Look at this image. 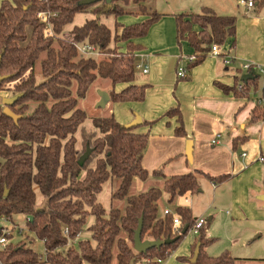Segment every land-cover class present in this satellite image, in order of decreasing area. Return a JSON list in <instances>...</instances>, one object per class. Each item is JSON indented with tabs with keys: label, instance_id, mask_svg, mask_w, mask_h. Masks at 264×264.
<instances>
[{
	"label": "trees",
	"instance_id": "trees-1",
	"mask_svg": "<svg viewBox=\"0 0 264 264\" xmlns=\"http://www.w3.org/2000/svg\"><path fill=\"white\" fill-rule=\"evenodd\" d=\"M83 0H2L0 2V67L2 76H11L0 84V218L13 219L25 215L26 225L38 240L45 244L46 258L41 259L27 244H9L0 253L4 264H139L143 259L166 261L178 248L180 241L195 224L192 211L178 206L175 213L181 226L174 229V217L161 216L160 202L166 193L167 202L174 204L178 198L201 191L199 177L202 172L166 177L161 170L153 177L164 180L163 187H152L146 192L131 195L136 180L145 182L150 175L142 165L149 142V134H138L136 128L128 129L114 116L94 117L93 127L83 129L82 149L78 147L77 133L87 120V113L79 107L98 79L110 81L113 88L126 85L121 93H110L112 102H141L145 99L147 86H138L136 81L135 51L139 45L133 39L147 36L150 28L162 14L125 13L121 3L130 0L105 1L85 6ZM145 2V0H135ZM256 4V3H255ZM264 0L258 3V9ZM49 15L43 23L38 13ZM259 11L257 10V13ZM92 13L95 18L86 20L66 32L78 14ZM124 15L147 16L144 24L124 27L116 24L115 31L102 23L103 17ZM177 39L188 42L197 55L196 62L188 70L202 63L213 45L222 46L231 37H236L237 18L220 16L212 9L203 8L200 13L178 14ZM194 26H199L196 32ZM123 28L121 34L117 31ZM50 29L52 34L49 35ZM90 43L98 47L104 59L83 57L75 44ZM127 42V53H118L116 44ZM57 46V47H56ZM40 68L41 81L36 69ZM30 76L25 80V76ZM187 78V77H186ZM245 82L243 90H231L245 96L258 89V80ZM17 83L11 97L18 100L10 109L22 118L16 123L4 114L3 99L9 96L7 84ZM75 87V89H74ZM227 90V88L225 89ZM264 98V91H263ZM178 116L180 126L177 136H186L181 111L172 109L167 116ZM264 117L260 109L254 119ZM152 125L153 123H143ZM90 148L92 153L84 166L79 160ZM118 182L113 194L115 200H127L124 210L112 208L107 211L99 202V195L108 182ZM8 194L5 195V192ZM44 198L43 207L38 205V194ZM33 217V220H31ZM89 238L78 239L88 225ZM143 219L142 240L166 241L173 244L153 248L146 254L134 250V235ZM68 227L69 238L77 240L69 244L63 236ZM185 227H189L182 235ZM208 224L197 236L193 245L200 252L191 264H237L248 261L225 253L211 257L207 248L215 238L207 235ZM117 252L115 253V251ZM194 251V255H195ZM193 257L190 259H193ZM264 264V259L259 260ZM154 264H159L155 262Z\"/></svg>",
	"mask_w": 264,
	"mask_h": 264
},
{
	"label": "crops",
	"instance_id": "crops-1",
	"mask_svg": "<svg viewBox=\"0 0 264 264\" xmlns=\"http://www.w3.org/2000/svg\"><path fill=\"white\" fill-rule=\"evenodd\" d=\"M202 3L203 0L198 1V7L191 8V12L183 11L186 9L183 8L182 12L172 13L170 23H165L167 19L162 16L150 28L147 36L131 40L140 46L134 53L136 66L149 67L147 74L142 72V68H136L135 84L147 86L145 99L141 102H112L110 99L100 115L106 118L114 116L122 125H129L137 116L142 119V125L135 131L149 134L142 160L149 175L161 170L166 177L192 172H202L214 179L229 177L212 180L201 175V191L188 194L182 198L184 204L180 203L181 207L191 209L195 220L209 217V237H212L211 222L216 218L212 211L218 206H229L236 217L231 221L233 235H237L235 240L249 241L257 234L255 240L263 239L264 201L261 197L264 195V162L261 159L264 158V117L254 119V116L260 109L264 112V98L262 91L251 90L241 96L228 89L239 84L243 64L264 66V10L245 14L239 21L236 17V37L229 38L221 46L224 53L234 58L231 65H226L222 57L207 55L202 63L188 71L187 78H179V67L186 65L188 68L190 65L187 60H181L182 57L195 55V50L186 41L178 42L175 16L197 13L194 10L202 11L203 8L225 16L221 14L225 12L219 14ZM135 18H138L133 22L136 25L144 24L148 19L143 15ZM194 30L199 32L200 27L194 26ZM120 51L127 52V42H122ZM105 82L108 88L101 91L109 95L113 90L121 93L126 87L120 84L113 88L110 81H102ZM176 108L181 111L186 132L184 137L176 135V129L180 126L178 116H167L170 110ZM189 141L193 143L192 159L186 155ZM158 180L157 187H163L164 180ZM141 182H135L138 193L147 191L142 188ZM244 223L249 227H244ZM261 255L264 254L251 257L262 260L264 256ZM171 260L168 264L172 263Z\"/></svg>",
	"mask_w": 264,
	"mask_h": 264
},
{
	"label": "rangeland",
	"instance_id": "rangeland-1",
	"mask_svg": "<svg viewBox=\"0 0 264 264\" xmlns=\"http://www.w3.org/2000/svg\"><path fill=\"white\" fill-rule=\"evenodd\" d=\"M1 1L2 0H0V2ZM198 1L200 0H145V2L136 3L135 0H130V3L128 5L121 3V6L123 8L122 10L126 14L127 13L129 14L132 12L139 13V14H149L153 11H156L162 14L164 19H167L165 23H170L168 21H170V19L173 18V16H171L172 13L182 12L183 8H186L183 11L191 12V8L198 7ZM240 1L241 0H203L204 3L202 4L203 6L214 8L217 13L225 12V13H221L225 16L237 17L238 21H239V18L244 17L245 14H248V15L254 14V13H257V10L259 11L258 13H260L262 10H264V4L261 7V9H258L257 4L261 3V0H253L256 4H255V7L251 9L250 11H246L243 7L239 6ZM194 11L197 13L201 12L200 9H197ZM94 18L95 16L92 13L78 14L74 22L66 27V32L71 31L75 26L83 25L86 22V20H90ZM137 20L138 18H135V16L133 15L132 16L124 15V17L118 18V19L115 16H110V17H103L102 23H105L106 25H108L114 32L116 24L127 27L132 24L134 25L135 23L133 22ZM146 21H144V23ZM138 24H143V23L141 22ZM120 30L123 31V28H119V30L117 31L119 34H121ZM152 39L154 38L152 37ZM232 43L233 42L231 41V44ZM121 46H122V42L121 44L120 43L116 44V47L119 48L120 50H121ZM118 53H122V51L121 52L118 51ZM101 59H104V57H101L100 60ZM35 73L37 76V80L41 81L42 78L40 75L41 71L39 67H37ZM29 76L30 74H27L24 79L26 80ZM103 80L104 79H98V81H96L92 85V87L89 89L86 97L84 99H79V107L82 110H84L88 116L82 128L77 133V139H78V144H79L78 147L80 149H82L81 141L83 137V129L87 131L92 129L93 127L92 119L94 117H101L100 111L105 110V109H99L96 107L98 103L97 101L101 100L99 96V92H101L102 89L108 88L107 82L102 83ZM16 84L17 83H11V84L6 85V88H7L6 92H10L7 98H12L11 97L12 90ZM263 85H264V77L261 76L260 79L258 80L257 91L258 92L262 91V94L264 91V89H262ZM158 185H159V180L158 178H154L153 173H152L149 179L142 183V188H144V190L145 189L149 190L150 188L157 187ZM117 187H118L117 181L108 182L104 185L103 191L99 195V202L105 207L107 211L111 210L112 208H119L121 210H124L127 205V200L121 201V200L113 199V194L117 190ZM137 190H138V187H136V183H135L134 189L132 190L131 195H137L138 194ZM37 194H38V203H39L38 205H41L38 208H41L43 207L42 203L44 201V198L39 191L37 192ZM182 198H178L174 204H169L167 202L168 195L165 193L160 202L159 212L161 216H163L165 209H170L171 211L174 212L176 207L181 206L180 203L184 204L185 201ZM212 213L216 215V218L215 220L211 222V235H212V238H215L216 240L214 243H212L207 248L208 255L216 258V257L222 256L225 253H230L231 255L234 256V258L239 257V258L248 260V261H238L237 264H261L259 261L260 259H253V257L251 256H254V254H257V255L264 254V238L263 239L259 238L255 240V238L258 236L257 234V235H254L251 239H249V241L245 239L240 240V238L237 241L235 240L237 239L235 237L237 235H233V230L231 229L232 228L231 221L236 219L233 213V209L230 208L229 206H218L216 210L212 211ZM25 218L26 216L21 215V214L14 216L13 221H12L13 224L23 228L25 230V233L24 235H19L16 231L12 236L13 239L11 236H8L9 240L11 241L10 244H18L20 242H24L27 244V247L34 249V251L40 255V258L42 256L43 258L41 259L43 260L45 259V256H46L45 244L41 240H38L33 233L28 231L29 229L27 228ZM204 218L208 220V224H209L210 223L209 217L206 216ZM93 222H94V219L90 218L88 221L87 227L84 229V231L81 234L80 239L82 238L86 239L90 237L91 234L87 231V228ZM228 223H230V225H228ZM236 225L238 226V224ZM0 226L2 227L6 226L10 228L12 226V223L0 221ZM244 227L247 228L249 227V225L247 223H244ZM239 231H240V228H239ZM75 241L77 242V240ZM196 241H197V237L193 234V232L190 231L180 241V243L178 244V248L171 254V256L163 264H165L166 262L168 264V262L171 259H173L171 260L172 262L171 264H191L193 262V259H190V257L192 258L194 255L195 250L193 248V245L195 244ZM14 242H17V243H14ZM256 249L258 250L254 252ZM116 252L117 250L115 251V253ZM176 253H179V254L175 256ZM261 256L263 257L264 255H261Z\"/></svg>",
	"mask_w": 264,
	"mask_h": 264
},
{
	"label": "built area",
	"instance_id": "built-area-1",
	"mask_svg": "<svg viewBox=\"0 0 264 264\" xmlns=\"http://www.w3.org/2000/svg\"><path fill=\"white\" fill-rule=\"evenodd\" d=\"M239 6L243 7L246 11H250L251 9H253L255 7V2L253 0H241L239 2ZM38 18L43 22L46 23L48 22V18L49 15L45 12H40L38 13ZM52 34V31L50 29L49 35ZM75 47L77 48L79 54L83 57H91V58H95L97 60H100L101 57H104L103 53L101 52V50L90 44V43H76ZM121 52V51H120ZM209 56H213V57H222L225 64L226 65H231L234 62V58L229 54V53H224L223 52V48L219 45H213L211 51L208 53ZM187 60L188 64H192L194 62H196L197 60V55H193L190 57H182L181 60ZM136 68L138 69H143L142 72L144 74H147L149 72V67H143V65L139 64L136 66ZM188 68L186 65H182L179 67L178 69V77L179 78H186L187 74H188ZM240 82L237 85V88L239 90H243L245 87V82L242 81V77L244 75H249V74H253L255 77H264V66L261 65H257V64H252V63H246L243 64L240 68ZM264 89V85L263 88ZM215 143V141L213 142ZM245 156V155H244ZM262 162H264V158L261 159ZM173 216L174 217V229H178L181 226V220L180 217L175 213V211H171L170 209H165L163 216ZM25 220H27V217L25 218ZM1 222H8V223H12V226L10 228L8 227H2L0 226L1 232H0V253L3 252L7 246L10 244V240L8 238V236H13V234L17 231V233L19 235H24L25 230L17 225L13 224V219H9L7 217H2L0 218ZM208 224V220L206 218H199L195 221V224L193 226V228L191 229V232H193V234L197 237L201 230ZM29 231V230H28ZM63 236L67 237L69 239V244H75L76 241L75 240H71L69 238V229L68 227L63 229L62 232ZM81 238V234L78 236V239ZM13 239V237H12ZM46 250V249H45ZM46 252V251H45ZM41 258H43L41 256ZM46 258V256H45ZM155 262L159 263V264H163L165 261L163 260H151V259H143L139 264H154ZM0 264H4V262L2 261L1 257H0ZM83 264H89L88 261H84Z\"/></svg>",
	"mask_w": 264,
	"mask_h": 264
},
{
	"label": "water",
	"instance_id": "water-1",
	"mask_svg": "<svg viewBox=\"0 0 264 264\" xmlns=\"http://www.w3.org/2000/svg\"><path fill=\"white\" fill-rule=\"evenodd\" d=\"M105 1L107 4H112L113 0H83L80 5L90 6L94 5L100 2ZM3 55H0V67L2 63ZM11 76H2L0 73V84H2L4 81L10 79ZM255 76L253 74L244 75L242 77V81L248 82L249 80H253ZM101 100L97 104V108L99 109H105L108 103L110 102V95L107 92H99ZM18 100V97H12V98H4L3 99V105L5 106L4 114L8 116L9 118L13 119L16 123L22 118L21 116L16 115L10 107L15 104V102ZM142 125V119L137 116L136 120L129 125H127L128 129L136 128ZM92 153V150L90 148L87 149V151L84 153V155L80 158L79 164L80 166H84L85 162L89 159L90 155ZM192 153H193V143L192 141L188 142L187 145V152L186 155L189 159H192ZM8 194V191L5 192V195ZM261 200L264 201V195L261 197ZM31 220H33V217H31ZM189 227H185L182 231V235L186 234ZM142 230H143V219L140 220L138 229L135 231L134 235V250L139 254H146L149 250L153 248H160L164 244L170 245L177 241L176 239H168L166 241H150L142 240ZM1 232V229H0ZM200 252V246L197 247L195 251V255L193 258V262H195L199 256Z\"/></svg>",
	"mask_w": 264,
	"mask_h": 264
}]
</instances>
